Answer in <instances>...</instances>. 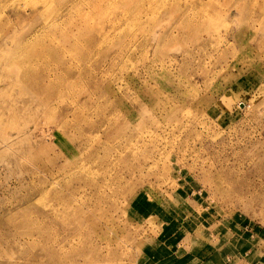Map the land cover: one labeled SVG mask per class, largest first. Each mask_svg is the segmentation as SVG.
<instances>
[{"label":"rangeland","instance_id":"rangeland-1","mask_svg":"<svg viewBox=\"0 0 264 264\" xmlns=\"http://www.w3.org/2000/svg\"><path fill=\"white\" fill-rule=\"evenodd\" d=\"M0 264H264V0H0Z\"/></svg>","mask_w":264,"mask_h":264},{"label":"bare ground","instance_id":"bare-ground-1","mask_svg":"<svg viewBox=\"0 0 264 264\" xmlns=\"http://www.w3.org/2000/svg\"><path fill=\"white\" fill-rule=\"evenodd\" d=\"M106 1H107V0H106ZM94 7H96V6H94ZM98 8L101 9V6L99 5ZM56 14H58V13H56ZM50 21H51V20H50ZM46 23H47V22H46ZM46 23H45V24H46ZM50 23L52 24V22H50ZM53 23H54V22H53ZM6 24H7V23H6ZM45 24H44V26H46ZM49 25H50V24H49ZM77 25H78V24H77ZM40 26H41V25H40ZM46 27H48V26H46ZM51 27H53V25H52ZM66 27H67V26H66ZM42 28H44V27H42ZM75 28H76V27H75ZM46 29H47V28H46ZM42 30H43V29H42ZM44 30H45V29H44ZM95 32H96V31H95ZM35 33H36V32H34V34H35ZM38 33H39V32H38ZM36 34H37V33H36ZM31 35H32V34H31ZM28 36H29V35H28ZM35 36H36V35H35ZM37 36H38V35H37ZM32 37H33V36H32ZM33 38H34V37H33ZM35 38H36V37H35ZM67 38H68V37H67ZM95 39H96V38H95ZM25 42H26V41H25ZM27 42H28V41H27ZM32 43H33V42H32ZM90 43H91V42H90ZM86 45H88V44L86 43ZM86 49H87V48H86ZM88 49H89V48H88ZM92 51H93V50H92ZM88 52H89V51H88ZM90 53H91V51H90ZM81 55H82V54H81ZM53 189H54V188H53ZM42 193H43V192H42ZM50 211L53 212L54 210H51V209H50ZM59 212H60V211H59ZM53 214H54V213H53ZM56 216H57V215H56ZM60 216H61V215H60ZM60 216H59V217H60Z\"/></svg>","mask_w":264,"mask_h":264}]
</instances>
